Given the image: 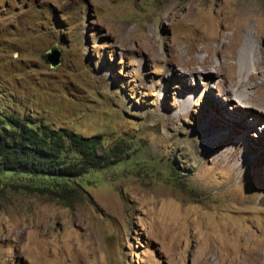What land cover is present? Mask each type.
Returning a JSON list of instances; mask_svg holds the SVG:
<instances>
[{"label": "rangeland", "instance_id": "obj_1", "mask_svg": "<svg viewBox=\"0 0 264 264\" xmlns=\"http://www.w3.org/2000/svg\"><path fill=\"white\" fill-rule=\"evenodd\" d=\"M246 16L264 51V0H0V112L118 151L78 177L0 171V264H202L214 244L243 263L241 235L264 240V117L240 125L227 73L178 52Z\"/></svg>", "mask_w": 264, "mask_h": 264}, {"label": "bare ground", "instance_id": "obj_2", "mask_svg": "<svg viewBox=\"0 0 264 264\" xmlns=\"http://www.w3.org/2000/svg\"><path fill=\"white\" fill-rule=\"evenodd\" d=\"M251 21L252 20H250L248 16H246L242 19L241 23L235 25L232 24L229 28L232 29V32L227 34L230 37L229 39H231V41H228V43H226L224 38H216L214 35H209L205 37L206 41H204L201 45L198 44V46L191 48V51H189L188 53L185 51L182 52V50L180 49L179 52L178 50L176 51L179 54H182V56L184 57L183 60L180 58L183 61L184 65L186 66L187 64L188 66H190V68L184 70V72L186 73L194 72L200 79H211L214 77H218L219 82L223 81L221 77V71L224 70L227 73L225 93H227L228 102H232L231 108H234L236 110V108L233 107L237 106V103L233 104V100H236L238 101V104L244 106V108H250V111L240 109L244 113V118L250 119L249 117H247V115L254 117L251 123H249V121H246L240 124L244 125L245 127L254 124L256 125L260 118L264 117V51L261 49L259 42L256 39L251 38L252 33L250 31H246V29L250 26ZM223 28L225 27L223 26ZM237 44H239L240 49V52L238 51V53ZM216 57H224V59L217 61ZM182 76L186 77L187 75L182 74ZM186 78L184 80H186ZM184 99H192V96L187 95V97L185 96ZM241 102H245L247 104H242ZM235 121L236 119H233L234 124ZM253 234L255 233H251L250 236H254ZM250 236L245 239L244 235L242 234V241H235L236 243H242L243 245V251L241 250L242 253L240 252L241 257H239L238 259L242 260V264H264V240L261 242L256 241V246L246 247L245 244L247 245L248 241L252 240L250 239ZM221 245H211V249H209L208 247L209 250L203 255V262L201 261V263H225H222V261L223 258H225L224 251L226 250L221 251ZM239 246L237 245L235 248ZM222 247L224 246L222 245ZM245 248L251 249V255L245 253ZM212 252H215L216 254L211 255ZM235 258L236 257L232 259Z\"/></svg>", "mask_w": 264, "mask_h": 264}, {"label": "trees", "instance_id": "obj_3", "mask_svg": "<svg viewBox=\"0 0 264 264\" xmlns=\"http://www.w3.org/2000/svg\"><path fill=\"white\" fill-rule=\"evenodd\" d=\"M116 148L102 151L98 135L85 136L16 112H0V171L78 177L105 166L113 156L118 158Z\"/></svg>", "mask_w": 264, "mask_h": 264}, {"label": "water", "instance_id": "obj_4", "mask_svg": "<svg viewBox=\"0 0 264 264\" xmlns=\"http://www.w3.org/2000/svg\"><path fill=\"white\" fill-rule=\"evenodd\" d=\"M44 61L49 63L52 67H57L61 63L60 50L52 49V53L48 50V52L44 55Z\"/></svg>", "mask_w": 264, "mask_h": 264}]
</instances>
